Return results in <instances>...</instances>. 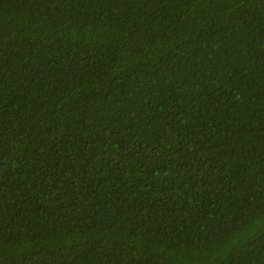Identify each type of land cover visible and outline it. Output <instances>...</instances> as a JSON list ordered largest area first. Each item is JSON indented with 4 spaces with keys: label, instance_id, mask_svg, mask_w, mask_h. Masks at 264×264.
<instances>
[{
    "label": "trees",
    "instance_id": "trees-1",
    "mask_svg": "<svg viewBox=\"0 0 264 264\" xmlns=\"http://www.w3.org/2000/svg\"><path fill=\"white\" fill-rule=\"evenodd\" d=\"M0 264H264V0H0Z\"/></svg>",
    "mask_w": 264,
    "mask_h": 264
}]
</instances>
